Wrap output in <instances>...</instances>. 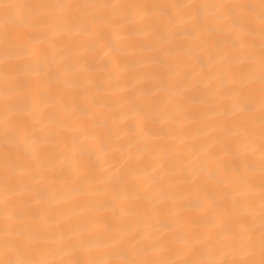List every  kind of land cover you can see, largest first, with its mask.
I'll list each match as a JSON object with an SVG mask.
<instances>
[{
  "label": "bare ground",
  "instance_id": "6f19581e",
  "mask_svg": "<svg viewBox=\"0 0 264 264\" xmlns=\"http://www.w3.org/2000/svg\"><path fill=\"white\" fill-rule=\"evenodd\" d=\"M0 264H264V0H0Z\"/></svg>",
  "mask_w": 264,
  "mask_h": 264
}]
</instances>
